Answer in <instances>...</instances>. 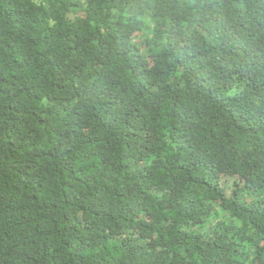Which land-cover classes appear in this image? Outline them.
I'll return each mask as SVG.
<instances>
[{"label": "trees", "instance_id": "trees-1", "mask_svg": "<svg viewBox=\"0 0 264 264\" xmlns=\"http://www.w3.org/2000/svg\"><path fill=\"white\" fill-rule=\"evenodd\" d=\"M0 264H264V0H0Z\"/></svg>", "mask_w": 264, "mask_h": 264}]
</instances>
